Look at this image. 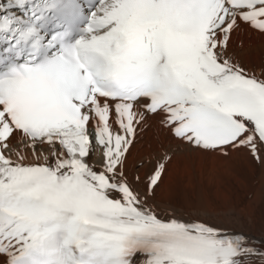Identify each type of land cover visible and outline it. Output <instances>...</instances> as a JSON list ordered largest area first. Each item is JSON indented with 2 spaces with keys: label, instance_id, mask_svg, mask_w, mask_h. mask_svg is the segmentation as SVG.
Segmentation results:
<instances>
[{
  "label": "bare ground",
  "instance_id": "bare-ground-1",
  "mask_svg": "<svg viewBox=\"0 0 264 264\" xmlns=\"http://www.w3.org/2000/svg\"><path fill=\"white\" fill-rule=\"evenodd\" d=\"M228 21L227 29L210 37L209 49L224 64L264 82V28L243 11L231 12ZM106 104L109 129L117 135L120 109ZM145 105L136 103L130 111L132 144L119 156L116 142L109 134L102 135L89 158L91 168L108 172L113 182L130 188L131 197L115 195L120 204L168 223L242 234L256 251L231 264H264V146L258 137L249 131L240 138V145L217 150L193 147L174 135L178 125L172 122V111L149 114ZM90 126L97 128L99 123L91 119ZM6 127L2 123L1 131ZM3 146L6 155L16 159L58 151L44 142H29L15 131ZM110 161H116L114 169H109ZM14 245L0 255V264H9L17 256L20 241Z\"/></svg>",
  "mask_w": 264,
  "mask_h": 264
}]
</instances>
